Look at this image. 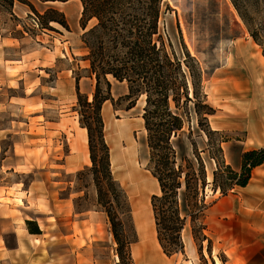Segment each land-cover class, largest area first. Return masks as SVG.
Masks as SVG:
<instances>
[{
    "label": "rangeland",
    "instance_id": "obj_1",
    "mask_svg": "<svg viewBox=\"0 0 264 264\" xmlns=\"http://www.w3.org/2000/svg\"><path fill=\"white\" fill-rule=\"evenodd\" d=\"M33 2L41 14L34 9L36 13L23 16L16 9L21 18L13 12L1 15L0 32L19 39L16 55L9 50L8 56L22 53L21 76L30 73L32 80L23 79L14 90L0 84V183L16 185L20 197L28 192L36 198L37 214L31 218L35 223L25 225L34 229L39 224L43 229L36 242L39 259L72 264L78 238L77 243L88 245L85 258L98 264H231L217 239L228 232L236 235L247 223L254 226L257 221L240 215L238 200L224 198L241 192L225 168L239 174L241 151L264 149V49L251 38V31L263 24L264 0H234L236 7L232 0L161 3L159 30L167 54L183 62L188 53L201 71V98L180 104L184 126L172 142L179 156L194 164V156L198 157L205 171V185L196 198L197 219L187 217L181 232L183 249L171 256L157 242L151 208V197L160 191L148 170L142 119L145 97L129 99L127 84L107 77L110 100L101 109L102 133L112 178L126 201L119 213L127 242L128 259L123 262L108 219L97 204L88 171L87 133L79 123L77 92L90 102L95 85L84 60L80 19L74 14L66 28L49 23L50 17L59 16L44 9L50 5ZM93 24L88 23V29ZM11 96L14 102L9 103ZM198 101L209 105L213 114L200 109L197 116ZM217 186L224 195L214 190ZM182 204L180 196L181 208ZM14 214L20 224L21 217ZM7 245H13L12 235L7 236Z\"/></svg>",
    "mask_w": 264,
    "mask_h": 264
},
{
    "label": "trees",
    "instance_id": "obj_2",
    "mask_svg": "<svg viewBox=\"0 0 264 264\" xmlns=\"http://www.w3.org/2000/svg\"><path fill=\"white\" fill-rule=\"evenodd\" d=\"M39 1L64 3L70 0ZM77 1L82 6L80 27L84 33L81 41L87 52L84 60L88 63L89 76L95 81L90 102L77 92V110L80 126L87 133L91 163L88 171L93 177L97 204L108 219L113 239L118 245L117 256L119 261L123 262L124 259H128L124 252L127 242L119 213L123 211V207L125 210L126 201L112 178L109 148L102 133L101 109L102 105L110 100V83L107 79L109 76L127 84L129 99L145 97L142 119L149 151L148 170L157 181L160 191V195L151 197V208L157 242L164 254L171 256L183 249L181 232L187 217H191V221L197 219L199 211L196 198L199 190L205 185V171L200 159L194 156L196 161L194 164L191 160L179 156L172 142L184 126L183 119L178 113L180 104L201 98L200 68L188 53L184 54L183 62L176 57L171 59L167 54L159 30L160 7L163 0ZM232 1L236 7L234 0ZM15 3L27 5L35 12L33 6L26 0H0V15L4 13L12 15ZM49 13L59 16V19L50 17L49 23L67 27L61 12L49 8ZM91 20H94V24L86 29ZM263 37L264 21L259 28L251 31L253 41L262 43L264 49ZM76 84L78 85V79ZM170 103L173 104V109ZM200 109L209 115L214 112L203 102L194 103L197 116L201 114ZM263 163L264 149L250 150L241 156L239 174L229 168L225 169L231 176L230 179L235 181V185L243 188L251 177V171ZM217 188L224 195L222 187L217 186L214 190ZM180 196L185 203L182 204V208L179 206ZM192 208H195L194 211ZM31 224L33 223L26 222L27 226ZM29 232L40 234L37 227L29 229Z\"/></svg>",
    "mask_w": 264,
    "mask_h": 264
},
{
    "label": "crops",
    "instance_id": "obj_3",
    "mask_svg": "<svg viewBox=\"0 0 264 264\" xmlns=\"http://www.w3.org/2000/svg\"><path fill=\"white\" fill-rule=\"evenodd\" d=\"M37 1L41 5H50L44 9L54 8L61 12L65 17L67 25L74 14H78V20L81 17L82 6L77 0H70L64 3H42L39 0ZM28 2L41 14V10H38L33 0ZM16 9L22 12L23 16L32 13L27 5L15 3L13 14L19 18L21 17L16 14ZM90 23H94V20H91L89 24ZM86 29H88V26ZM80 31L83 32L81 27ZM67 33L70 34L68 31ZM17 45H19V39L13 37L9 33L5 34L0 32V84L5 85L7 89L13 90L15 89V84L22 82L23 79H29L30 83L32 80V75H30V73L29 75H24V78L21 76L22 68L20 65L24 63L23 59H25V56H23L22 53L19 54L18 57L8 56L10 55L9 50H12L13 55L15 54ZM4 50H6V52ZM7 98V102H14V97L11 96ZM13 151L15 150L13 149ZM247 151L248 150L241 151L237 170L241 167L242 154ZM1 153L2 150L0 147V156ZM14 170L15 168L13 167V171ZM259 175H262V177H258ZM15 186L16 185H13V187L5 186L3 183H0V264H47V260L39 259L38 244H36L38 234L30 233L28 227L25 225L27 221L35 223L31 218H35V214H37V200L28 192L24 196H18L19 193ZM240 190L241 192L238 196L229 195L224 198V201L230 202L238 200V212L240 215L253 216L257 221H255L254 226L247 223L246 226L237 230L238 233L236 235H232L230 232L221 235L219 239H217L221 241V244H218L226 254L227 261L231 262V264H264V222H262V220H264V163L251 171V177L247 185L240 188ZM9 193L11 194L9 195ZM17 199L21 202L20 205L15 203ZM219 203L220 201L214 203L212 208L215 209ZM14 212H17L21 217L20 224L17 223L18 216H15ZM258 220L261 221L259 222ZM35 226L39 231L43 232L39 224H35ZM8 235L13 236L12 246L7 245ZM76 241H78V238L75 240L76 252L73 253L72 264H98L97 262H92L85 258V256H87V244L81 245ZM62 263L69 264L70 260L62 261L61 264Z\"/></svg>",
    "mask_w": 264,
    "mask_h": 264
},
{
    "label": "bare ground",
    "instance_id": "obj_4",
    "mask_svg": "<svg viewBox=\"0 0 264 264\" xmlns=\"http://www.w3.org/2000/svg\"><path fill=\"white\" fill-rule=\"evenodd\" d=\"M192 50V49H191ZM192 52V54H193V56H195V54H194V52H193V50L191 51ZM139 217V216H138ZM140 225V224H139ZM144 225H146V223L144 224ZM143 225V226H144ZM148 225V224H147ZM145 227H148V226H145ZM143 230V229H142Z\"/></svg>",
    "mask_w": 264,
    "mask_h": 264
},
{
    "label": "built area",
    "instance_id": "obj_5",
    "mask_svg": "<svg viewBox=\"0 0 264 264\" xmlns=\"http://www.w3.org/2000/svg\"><path fill=\"white\" fill-rule=\"evenodd\" d=\"M35 23V20H32Z\"/></svg>",
    "mask_w": 264,
    "mask_h": 264
}]
</instances>
